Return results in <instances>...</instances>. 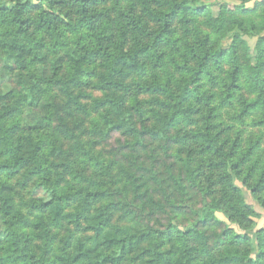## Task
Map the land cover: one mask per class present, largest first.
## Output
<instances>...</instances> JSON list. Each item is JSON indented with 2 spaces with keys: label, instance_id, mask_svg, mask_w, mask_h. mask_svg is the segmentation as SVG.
<instances>
[{
  "label": "trees",
  "instance_id": "obj_1",
  "mask_svg": "<svg viewBox=\"0 0 264 264\" xmlns=\"http://www.w3.org/2000/svg\"><path fill=\"white\" fill-rule=\"evenodd\" d=\"M109 2L0 0V264H264V0Z\"/></svg>",
  "mask_w": 264,
  "mask_h": 264
},
{
  "label": "rangeland",
  "instance_id": "obj_2",
  "mask_svg": "<svg viewBox=\"0 0 264 264\" xmlns=\"http://www.w3.org/2000/svg\"><path fill=\"white\" fill-rule=\"evenodd\" d=\"M200 1L203 2V3L205 1L206 4L208 5V9L209 10H212V12H213L214 15H217L218 14V8H219V6H220L221 3H223V2H229V3L232 2L233 3V2H236L237 0H219V1H213L212 0L211 3H209L210 0L209 1H207V0H200ZM113 2H115V1L113 0ZM140 2H141V0H121L120 3H118V4H116V2L115 3H112V2L110 3L109 2L108 6L111 7V8H114V12H113V14H114V13H117L119 10L125 11L128 7H130V5L134 4L135 7L137 8V13L139 14L141 11H144L143 10V6L141 5ZM115 15L117 16V14H115ZM250 44L253 47L254 44H255V39H250ZM8 79H9L8 76H6L5 74H3V73L0 74V81H2V82L5 83V86H4L5 89L4 90H6V89L9 90V89H12V87H13V86H11V83L8 81ZM94 96L97 97L98 95L95 94ZM46 98H50L51 99V97H48L47 95L43 96V99H46ZM223 113H226V112L224 111ZM223 115H224L225 120L228 123H231V120L228 118V116L226 114H223ZM255 132L257 133V131L254 128L247 126V130L245 132L246 133L245 136L246 135L249 136L250 134H253ZM111 143L114 144L115 141L113 140ZM261 146H262L261 147V149H262L264 147V139L261 142ZM99 176H102V175L101 174H98L97 177H96V179H97V181H99V183L100 182H104L107 185H109L108 178H106L103 181ZM245 192H246V202L249 205H251L256 210V212H258L259 214L262 215V217H264V210L261 209L260 206L254 201V199L252 198V196H251V194H250L249 191L245 190ZM45 194L46 193H44L41 190L38 191L37 188H35L33 186L32 191L30 192V195L29 196L38 198V197L44 196ZM258 223H259V227H261V226L264 225V221H262V220H259ZM4 231L5 230H4L2 221L0 219V243H2L5 240V232Z\"/></svg>",
  "mask_w": 264,
  "mask_h": 264
},
{
  "label": "crops",
  "instance_id": "obj_3",
  "mask_svg": "<svg viewBox=\"0 0 264 264\" xmlns=\"http://www.w3.org/2000/svg\"><path fill=\"white\" fill-rule=\"evenodd\" d=\"M255 1H261V0H255Z\"/></svg>",
  "mask_w": 264,
  "mask_h": 264
}]
</instances>
